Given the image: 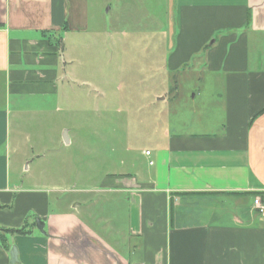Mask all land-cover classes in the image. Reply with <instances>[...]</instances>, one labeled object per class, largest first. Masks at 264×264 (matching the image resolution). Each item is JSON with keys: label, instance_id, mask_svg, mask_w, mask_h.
Listing matches in <instances>:
<instances>
[{"label": "crops", "instance_id": "obj_1", "mask_svg": "<svg viewBox=\"0 0 264 264\" xmlns=\"http://www.w3.org/2000/svg\"><path fill=\"white\" fill-rule=\"evenodd\" d=\"M176 2L170 64L204 49L208 68L224 72L218 113L152 130L162 132L139 166L106 172L78 190L91 201L53 210L35 179L24 186L32 147H21L19 115L51 96L62 59L55 34L65 21V33L82 29L84 0H0V203L12 204L0 226L31 224L32 213L45 230L34 221L30 234L9 237L17 264H264V112L255 116L264 108V0ZM231 25L245 29L207 44ZM0 264H9L1 244Z\"/></svg>", "mask_w": 264, "mask_h": 264}, {"label": "rangeland", "instance_id": "obj_2", "mask_svg": "<svg viewBox=\"0 0 264 264\" xmlns=\"http://www.w3.org/2000/svg\"><path fill=\"white\" fill-rule=\"evenodd\" d=\"M82 10L80 31L55 34L62 59L51 96L19 115L21 147H32L24 186L35 179L53 210L91 201L93 193L78 190L96 186L106 172L139 166L162 132L152 130L218 113L212 103L224 80L222 69L208 68L204 49L170 64L181 29L176 0H84ZM244 29L217 28L207 44ZM28 218L33 224L32 213Z\"/></svg>", "mask_w": 264, "mask_h": 264}, {"label": "trees", "instance_id": "obj_3", "mask_svg": "<svg viewBox=\"0 0 264 264\" xmlns=\"http://www.w3.org/2000/svg\"><path fill=\"white\" fill-rule=\"evenodd\" d=\"M249 20V19H248ZM63 30L67 29V21H65L64 26L62 28ZM264 112V108L261 109L258 113H256L255 116L258 114ZM4 207H9L8 205H0V209ZM34 224H28L27 221H25L21 227L13 228V227H6V226H0V244L5 248V250H9L11 245L8 241L10 236L13 235H27L31 232V227Z\"/></svg>", "mask_w": 264, "mask_h": 264}, {"label": "water", "instance_id": "obj_4", "mask_svg": "<svg viewBox=\"0 0 264 264\" xmlns=\"http://www.w3.org/2000/svg\"><path fill=\"white\" fill-rule=\"evenodd\" d=\"M63 138L66 143H69L68 137L66 135V131L63 133ZM35 227L41 232L45 233L44 230V222L41 221L39 218L35 219ZM18 262V250L15 245H11L9 249V264H17Z\"/></svg>", "mask_w": 264, "mask_h": 264}, {"label": "built area", "instance_id": "obj_5", "mask_svg": "<svg viewBox=\"0 0 264 264\" xmlns=\"http://www.w3.org/2000/svg\"><path fill=\"white\" fill-rule=\"evenodd\" d=\"M145 154H149V152L146 151ZM149 163L152 164V161H149ZM259 213L264 215V207L262 206L259 207Z\"/></svg>", "mask_w": 264, "mask_h": 264}]
</instances>
